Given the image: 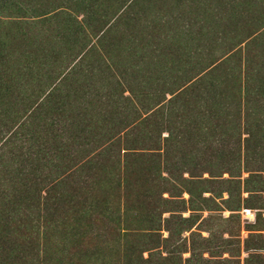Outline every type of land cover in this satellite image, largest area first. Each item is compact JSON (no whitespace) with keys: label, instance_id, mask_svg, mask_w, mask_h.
<instances>
[{"label":"rangeland","instance_id":"1","mask_svg":"<svg viewBox=\"0 0 264 264\" xmlns=\"http://www.w3.org/2000/svg\"><path fill=\"white\" fill-rule=\"evenodd\" d=\"M21 1L55 12L34 25H0V39L11 30L0 145L15 132L0 149V164L9 162L13 177L28 183L19 196L49 198L43 212L64 213L71 195L94 182L105 207L131 202L133 181L156 179L150 154L159 143L169 146L168 130L189 154L222 146L216 125L244 126L252 109L264 126V65L248 61L259 60L253 54L264 59V0ZM247 161L243 154L241 166ZM258 167L254 161L250 169L264 177ZM249 176L243 171L231 199L223 186L199 184L208 173L185 183L192 196L165 192L173 227L184 231L154 251L155 263L172 251L168 264H186L193 239L202 252V238H213L203 264H246L250 256L249 264H264V192L244 191ZM181 217L190 221L180 225ZM34 226L26 231L37 235Z\"/></svg>","mask_w":264,"mask_h":264},{"label":"trees","instance_id":"2","mask_svg":"<svg viewBox=\"0 0 264 264\" xmlns=\"http://www.w3.org/2000/svg\"><path fill=\"white\" fill-rule=\"evenodd\" d=\"M54 12L52 9H32L27 1L0 0V25L18 28L26 24L34 25L38 23L37 19L42 22ZM9 34L11 30L8 29L6 38L0 39V98L3 95L5 97L2 98L10 95L9 59L5 54V48L9 46L7 39ZM253 56L259 60L254 61L249 58L250 65L251 62L264 65L262 57L258 54ZM257 113L255 109L250 110L249 119L247 118L248 121L244 126L236 120L219 122L216 125L218 131L216 137L217 142L222 146L218 145L216 149L210 151H199V153L195 151L187 154V151L182 150L181 141L175 139L173 132L168 130L169 136L166 141L169 146L163 147L159 143V148L149 153L156 179L144 184L132 180V191L129 189L131 184L126 181L128 185L124 190L132 192V201L126 200L124 203L118 201L114 205L107 204L106 207L96 198L98 192L97 184L94 182L88 191L71 195L67 204L64 203V213L58 215L56 212L53 214L43 212L42 199L49 198L47 196L42 198L41 193H37L38 196L34 198L29 191L27 196L25 194L19 196V193L23 192L22 187H28V183L13 177V171L9 170V162L7 167L0 164V218H2L0 264H168L174 261L173 258H169L173 255L172 251L169 252L168 257H161L156 263L153 258L155 250L165 248L176 235L184 231L183 227L179 229L173 227L177 217L169 208L171 202L162 198L165 192L181 189L180 196L184 193L192 196L193 192L186 190L185 183L197 176L203 179V174L208 173L210 178L197 180L199 184L223 186L222 193L227 192L231 199L237 191L233 187L238 183L241 185L240 178L243 171L250 173L249 178L244 179V191L250 194L264 192L263 174H253L250 169L254 161H257L260 173H264V163L261 162H264V148H261V145L264 146L261 142L264 137L262 129L264 126L258 124ZM212 126L209 125V128L214 130L216 127L212 128ZM243 134L248 137L242 139ZM256 134H260L261 138ZM13 135L15 132L6 141L8 142ZM6 143L0 145V149L5 147ZM243 154L249 160L246 162L247 165L244 163V167L241 166ZM185 173L188 174V179L184 177ZM226 174L229 178L224 177ZM93 177L94 175L92 179L95 180ZM1 199L7 200L6 206ZM45 207H49L47 201ZM165 213L170 215L164 218ZM14 220L19 225L18 234L12 231ZM189 221L190 219L181 217L180 225H185ZM30 224H35L37 235L26 231L27 225ZM163 231L168 232V237H163ZM213 240V238H202L204 248L201 252L193 239L191 257L185 260L186 264H203L205 262L203 252L209 250L208 243H212ZM178 248L179 252L176 250V254L182 252V247H176ZM213 248L212 252L216 253L218 249ZM145 252L149 253L147 259L143 257ZM252 258L255 257L250 256L246 259V264L251 263Z\"/></svg>","mask_w":264,"mask_h":264}]
</instances>
